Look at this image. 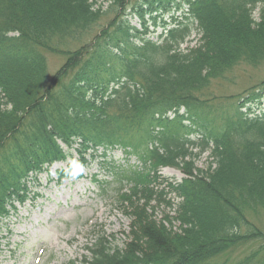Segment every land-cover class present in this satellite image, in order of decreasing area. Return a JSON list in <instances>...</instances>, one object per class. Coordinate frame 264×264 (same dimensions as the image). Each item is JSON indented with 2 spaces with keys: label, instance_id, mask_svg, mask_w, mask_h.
Returning <instances> with one entry per match:
<instances>
[{
  "label": "trees",
  "instance_id": "1",
  "mask_svg": "<svg viewBox=\"0 0 264 264\" xmlns=\"http://www.w3.org/2000/svg\"><path fill=\"white\" fill-rule=\"evenodd\" d=\"M95 1L0 0V146L7 141L0 152V229L36 189L39 176L66 160L71 149L84 163L89 149L118 145L143 162L141 171L122 168L102 153V165L119 188L124 181L132 184L131 193L118 195V207L131 218L129 242L112 248L99 240L85 264H264V231L246 215L264 210V88L228 114L195 95L240 62L264 61V0H180L175 4L180 14L170 23L157 13L156 0H144L146 8L137 12L142 27L132 28L138 44L121 24L113 26L117 14L120 23L127 15L130 0H106V11L94 7ZM143 11L154 28L164 29L160 43L145 37ZM103 12L115 15L111 25L84 42ZM191 23L199 43L182 50ZM69 42L80 46L68 48ZM100 43L102 55L115 61L110 71L93 69ZM42 50L65 55L53 75ZM243 101L259 102L248 108L252 117L239 111ZM193 133L198 141L189 137ZM193 147L209 151L212 161L205 170L194 166ZM163 166L179 168L186 177L165 185L179 198L175 216L156 220L146 211L153 196L170 205L165 189H154ZM250 242L260 244L217 261Z\"/></svg>",
  "mask_w": 264,
  "mask_h": 264
},
{
  "label": "rangeland",
  "instance_id": "2",
  "mask_svg": "<svg viewBox=\"0 0 264 264\" xmlns=\"http://www.w3.org/2000/svg\"><path fill=\"white\" fill-rule=\"evenodd\" d=\"M144 0H130L129 6L122 22L120 23V14L116 15L113 26L121 24L123 29H127L130 34V40L140 43L139 39L133 37L132 28H140V22L137 12L145 9L147 2ZM156 0L153 6L159 9L160 17L166 23H170L171 16L178 17L180 11H176L175 4L180 0ZM110 1L96 0L95 6H101L102 11H106ZM164 5V6H161ZM162 7L166 8L162 10ZM183 6V9H186ZM147 33L145 37L155 43H160V33L162 27H153L150 21V14L144 11ZM154 15V13H153ZM253 18L258 19V13L255 9ZM115 15L109 12H103L100 20L92 28L90 36L84 42L93 39L103 28H109ZM159 19V20H161ZM162 24V23H161ZM111 30V42L116 40L114 28ZM143 29V28H141ZM200 33L196 29V23H191L189 34L185 42L180 45L182 50L191 48L199 43ZM65 45L61 47L64 48ZM79 42H69L68 48L79 47ZM111 47V46H110ZM104 44L100 43L94 47L93 56L95 61L92 63L96 71H110L115 65V61L102 55L101 49ZM48 67V73L53 75L65 61V55L42 50ZM112 52L117 53V49L112 47ZM120 65V62H118ZM114 84L109 85V91ZM264 86V61L252 66L246 62H240L229 71H226L221 77L211 80L208 87L200 90L195 95L206 99L207 105L211 108H217L226 114L232 113L238 103L253 92H260ZM263 98L260 100L262 106ZM259 102L243 101L240 112L248 114V108H255ZM264 103V101H263ZM183 112V109H181ZM256 111L255 113H257ZM180 114V113H179ZM204 114H206L204 112ZM211 114V113H209ZM215 116L219 113L214 112ZM213 116V113H212ZM249 117L253 115L248 114ZM174 117V115H172ZM188 123V122H185ZM199 132L198 134H200ZM192 140L198 141L199 136L196 133L189 136ZM190 158L196 168L205 170L212 161L209 151L199 153L198 147L191 149ZM103 152L101 148L96 150V154ZM72 158L65 163H56L49 169V177L41 174L40 181L36 189L30 194V197L23 204H16V209L11 211L4 223L8 227L0 229V264H69L70 262L81 263L84 257H90L91 250L99 240H106L112 248H122L129 242V227L131 218L124 215L123 207L120 209L116 205L118 202L117 184L109 174L102 172L101 166L97 165L96 160L90 161V151L86 153V165L80 167L78 154L71 150ZM108 161H114L122 168L135 169L141 166L139 159L135 155H126L119 147H113L106 151ZM127 160V161H126ZM71 169V173L80 177H66L59 179L56 170L63 171ZM79 169L78 172H75ZM140 169V168H139ZM81 171V172H80ZM196 173V172H194ZM158 181L160 184L154 186L155 191L164 188L167 193L165 201L169 200L170 205L156 202V195L150 200L147 207V213L152 219H162L165 215L175 216L176 204L179 201L174 194L169 193L166 183H179L185 174L179 169L170 166H163L158 169ZM165 180V181H163ZM103 185H97V182ZM162 181V182H161ZM159 183V182H158ZM123 186L121 193H129L130 186L127 181L120 184ZM123 191V192H122ZM131 193V192H130ZM121 203V202H120ZM125 206V204H123ZM127 206L129 204L126 203ZM247 217L261 230L264 231V210L257 212L246 211ZM168 225V224H167ZM179 222L172 220L173 229L177 230ZM260 242H250L246 245H240L227 253L222 254L217 261H223L227 258L233 260L244 253L256 249ZM89 249V250H87ZM264 257V252H263ZM38 261L36 262V260ZM36 262V263H35Z\"/></svg>",
  "mask_w": 264,
  "mask_h": 264
},
{
  "label": "bare ground",
  "instance_id": "3",
  "mask_svg": "<svg viewBox=\"0 0 264 264\" xmlns=\"http://www.w3.org/2000/svg\"><path fill=\"white\" fill-rule=\"evenodd\" d=\"M6 140L3 142V145L2 146H0V152H2L3 150H4V148H5V144H6ZM76 145V144H75ZM75 145L73 146V147H75ZM71 150H74V149H71ZM75 151V150H74ZM77 153V152H76ZM78 154V153H77ZM80 157V155H78V158ZM70 158H72V154L69 156V157H67L66 158V161L67 160H69ZM61 163V162H60ZM53 165H51L50 167H49V169L52 167ZM49 169H48V173H42V174H45L47 177H49ZM68 170H69V167H68ZM68 170H66V171H63V170H60V169H58V170H56L55 172H56V175H57V177L61 180V179H63V178H66V175H63L62 177H60V175H59V173L58 172H65L66 174H67V172H68ZM35 172H37L36 170H32V173H35ZM11 173H12V171H10L9 173H7V174H4L3 176H2V178L3 179H7L8 177H10V176H12L11 175ZM29 176H24V177H22L21 178V181L23 182V183H27L28 181H29ZM32 193V192H31Z\"/></svg>",
  "mask_w": 264,
  "mask_h": 264
}]
</instances>
